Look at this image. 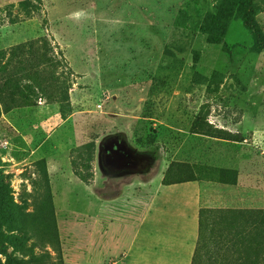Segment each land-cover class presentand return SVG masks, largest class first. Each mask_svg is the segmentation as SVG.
Segmentation results:
<instances>
[{
    "label": "rangeland",
    "instance_id": "374dc122",
    "mask_svg": "<svg viewBox=\"0 0 264 264\" xmlns=\"http://www.w3.org/2000/svg\"><path fill=\"white\" fill-rule=\"evenodd\" d=\"M168 166L189 179L169 208L197 189L179 216L159 206ZM176 238L190 264H264V54L235 1L0 0V264H132Z\"/></svg>",
    "mask_w": 264,
    "mask_h": 264
},
{
    "label": "trees",
    "instance_id": "16d2710c",
    "mask_svg": "<svg viewBox=\"0 0 264 264\" xmlns=\"http://www.w3.org/2000/svg\"><path fill=\"white\" fill-rule=\"evenodd\" d=\"M235 1V14L237 18L240 19L242 26L248 31L251 38V50L256 53L264 54V34L260 30L253 14L252 0H234ZM207 40L210 43L219 44L221 40L218 35L208 33ZM221 48H224L222 44ZM194 126L198 129L206 131L212 137L223 138L227 140L237 141L238 135L236 133H231L229 131L212 127L204 118L198 113L194 117ZM89 146V145H87ZM92 152L85 147V156L78 158V160L71 159L70 166L73 175L82 183L87 184L92 179V172L90 168ZM155 158V157H154ZM170 166L167 167L163 173L160 183L162 185H169L174 183H179L181 181L189 180L187 179H176L169 176ZM44 181L47 184L46 171L43 170ZM46 224L52 229L53 233L56 234L55 224L53 220L52 204L49 201L47 203V208L45 212ZM0 254H5V248L2 243H0ZM17 264V263H15Z\"/></svg>",
    "mask_w": 264,
    "mask_h": 264
},
{
    "label": "crops",
    "instance_id": "0c3cea01",
    "mask_svg": "<svg viewBox=\"0 0 264 264\" xmlns=\"http://www.w3.org/2000/svg\"><path fill=\"white\" fill-rule=\"evenodd\" d=\"M143 184H145V186L148 185V181L144 182ZM177 184H169V185H162L160 183V179L158 181V185L156 187H158V194L160 192L164 193V197H162L161 199V204L159 205L161 208H165V212L169 213V210H173V213H176L179 216V211L182 210H186L188 209V207L191 204H195L196 201V197H197V189L196 186L192 183V182H183L180 183L179 185L181 186V188L183 189L182 191L185 193L184 195H188L186 202L184 203V209H178V208H169L170 206V201L165 197V193L166 196H172L173 194H175V189H173V191H170L171 188H175L172 186H176ZM177 190V189H176ZM180 190H178V192L176 194H180L179 192ZM158 194H156L154 197L157 198ZM149 205L146 206V208L144 210H142V214L146 213L145 218L148 216L149 214ZM195 210V209H194ZM162 213V211H161ZM143 217V216H142ZM145 218H142L141 222L139 223V225H143L144 226V220ZM163 227L165 225H167L165 228H170L171 225L169 223H163ZM171 248H166L163 254V250L162 252L157 255H155L154 257H151L150 255H140V258L136 259L132 262V264H190L191 262V256H192V247L189 243H187V241H185L182 238H176L175 240H173L171 242ZM167 250V251H166ZM167 252V254H166ZM143 256V257H142ZM109 259V258H108ZM110 260V264H128V258L127 256H123V260ZM84 262H86L84 260Z\"/></svg>",
    "mask_w": 264,
    "mask_h": 264
}]
</instances>
